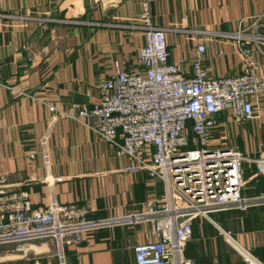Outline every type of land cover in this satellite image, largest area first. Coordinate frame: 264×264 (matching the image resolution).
Returning <instances> with one entry per match:
<instances>
[{"label":"crops","instance_id":"0c3cea01","mask_svg":"<svg viewBox=\"0 0 264 264\" xmlns=\"http://www.w3.org/2000/svg\"><path fill=\"white\" fill-rule=\"evenodd\" d=\"M146 0H6L0 18V192L24 196L33 208L68 206L78 220L101 221L159 206L164 184L100 137L95 120L77 119L101 99L97 84L117 65L138 72L145 45ZM150 22L165 29L170 63L193 76L198 46L213 78L244 73L243 48L223 34L264 14V0H157ZM264 22V20H262ZM264 24V23H263ZM264 78V59L254 54ZM256 119L216 116L210 146L237 150L243 196L264 194V94L252 100ZM3 194V195H4ZM4 198V196H3ZM0 211V220H1ZM1 222V221H0ZM156 240L150 224L83 232L59 248L51 241L0 246V264H135L134 247ZM229 240V241H228ZM264 264V206L213 213L192 223L185 257L194 264ZM61 257L64 262H62Z\"/></svg>","mask_w":264,"mask_h":264},{"label":"built area","instance_id":"2783aa9c","mask_svg":"<svg viewBox=\"0 0 264 264\" xmlns=\"http://www.w3.org/2000/svg\"><path fill=\"white\" fill-rule=\"evenodd\" d=\"M0 0V18H5ZM144 4L145 45L140 49V71L127 72L119 65L112 79L97 84L100 102L82 106L77 119L95 120L102 139L116 147L117 157H129L154 180L164 184L159 206L139 214L101 221L78 220L68 206L52 204L33 208L26 197L5 198L0 192V246L51 241L60 248L83 232L135 224H150L154 242L136 245L135 264H194L185 257L192 223L213 213L264 206V194L243 196L244 163L249 160L237 150L211 148V129L216 116L231 111L236 123L256 119L252 103L264 94L260 66L264 59V14L236 32L223 34L243 48L248 66L235 77H211L204 67L205 46L197 48L193 76L181 65L170 63L166 30L152 26L150 4ZM196 148H189V138ZM264 167V156L255 161ZM4 194V195H3ZM4 196V198H3ZM248 264H260L243 253ZM62 262L63 259L61 257Z\"/></svg>","mask_w":264,"mask_h":264},{"label":"rangeland","instance_id":"374dc122","mask_svg":"<svg viewBox=\"0 0 264 264\" xmlns=\"http://www.w3.org/2000/svg\"><path fill=\"white\" fill-rule=\"evenodd\" d=\"M189 142L191 143L190 147H189V148H184V149H182L183 151H186V150H192V149L196 148V147L194 146V144L192 143V135H191L190 138H189ZM228 241H229V240H228Z\"/></svg>","mask_w":264,"mask_h":264}]
</instances>
